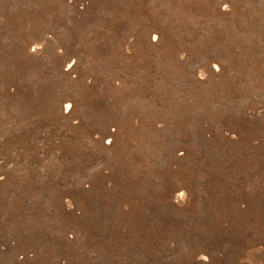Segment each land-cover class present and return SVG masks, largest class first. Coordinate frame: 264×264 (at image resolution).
I'll return each mask as SVG.
<instances>
[{"label": "rangeland", "instance_id": "374dc122", "mask_svg": "<svg viewBox=\"0 0 264 264\" xmlns=\"http://www.w3.org/2000/svg\"><path fill=\"white\" fill-rule=\"evenodd\" d=\"M0 264H264V0H0Z\"/></svg>", "mask_w": 264, "mask_h": 264}]
</instances>
